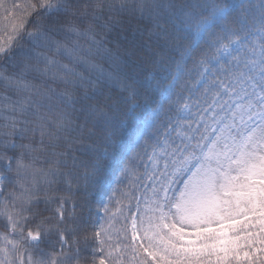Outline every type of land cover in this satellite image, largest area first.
I'll return each instance as SVG.
<instances>
[{
  "label": "snow or ice",
  "instance_id": "6c2138e0",
  "mask_svg": "<svg viewBox=\"0 0 264 264\" xmlns=\"http://www.w3.org/2000/svg\"><path fill=\"white\" fill-rule=\"evenodd\" d=\"M5 19L0 264H264V0Z\"/></svg>",
  "mask_w": 264,
  "mask_h": 264
},
{
  "label": "trees",
  "instance_id": "16d2710c",
  "mask_svg": "<svg viewBox=\"0 0 264 264\" xmlns=\"http://www.w3.org/2000/svg\"><path fill=\"white\" fill-rule=\"evenodd\" d=\"M30 2H34V0H13L10 2V7L7 6L9 9H11V13H16V16H19L23 13V10L25 9L26 5ZM0 3L1 0H0ZM8 4V2H6V5ZM10 16V15H8ZM2 18H5V15L3 14V12H1V9H0V19ZM136 26V22L134 21L133 22V28H135ZM1 33V32H0ZM124 35H126L128 37V39H131L132 38V33L131 31L125 33ZM68 207V210L71 211L72 209V204L71 202H69V204L67 205Z\"/></svg>",
  "mask_w": 264,
  "mask_h": 264
},
{
  "label": "rangeland",
  "instance_id": "374dc122",
  "mask_svg": "<svg viewBox=\"0 0 264 264\" xmlns=\"http://www.w3.org/2000/svg\"><path fill=\"white\" fill-rule=\"evenodd\" d=\"M13 1V0H1V2L7 7L9 6L10 7V2ZM6 2H8V4L6 5ZM11 8V7H10ZM1 12H3V9H1ZM14 13V12H13ZM4 15H12L11 13V9L9 11V13L5 14L3 12ZM16 15V13H15ZM5 27H7V31H5ZM0 42H2L3 40L7 39L8 35L10 34L11 32V24L5 19V18H2L0 19Z\"/></svg>",
  "mask_w": 264,
  "mask_h": 264
}]
</instances>
